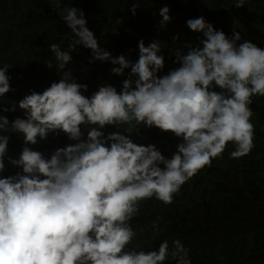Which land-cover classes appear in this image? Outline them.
<instances>
[{
	"label": "clouds",
	"instance_id": "9594fccd",
	"mask_svg": "<svg viewBox=\"0 0 264 264\" xmlns=\"http://www.w3.org/2000/svg\"><path fill=\"white\" fill-rule=\"evenodd\" d=\"M246 2L234 0V6ZM136 8L133 3L134 16ZM169 13L168 6L159 10L161 27L171 21ZM61 18L73 37L67 50L49 45L63 70L59 81L8 107L11 78L9 68L0 67V264H165L169 257L191 264L179 239L171 250L167 240L155 250L130 248L136 237L130 222L143 201L172 204L182 185L222 158L229 144L235 146L233 159L251 153L250 105L253 97H264V49L238 43L239 32L229 37L203 16L189 18L186 26L203 39L187 43V52L176 49L179 67L161 75L159 40L146 46L140 39L133 62L100 47L83 10L65 7ZM81 45L91 50L89 63L109 62L116 76L130 70L119 91L105 84L85 95L88 85L64 70ZM17 107L23 116L10 121L3 115ZM121 125L129 134L105 132ZM138 126L172 133L180 141L176 151L166 157L155 144L135 143L130 133ZM9 130L23 137L16 158L8 156ZM61 133L74 143L50 156L34 149ZM6 159L19 171L4 176ZM153 226L159 230L157 222Z\"/></svg>",
	"mask_w": 264,
	"mask_h": 264
},
{
	"label": "trees",
	"instance_id": "16d2710c",
	"mask_svg": "<svg viewBox=\"0 0 264 264\" xmlns=\"http://www.w3.org/2000/svg\"><path fill=\"white\" fill-rule=\"evenodd\" d=\"M137 5L135 16L132 4ZM83 10L87 26L94 32L100 47L113 57L121 54L135 62L138 59V41L147 46L152 40L161 42L167 74L179 67L174 63L176 49L187 52L185 45L199 44L202 34L187 26L189 18L203 16L217 30L231 37L234 30L241 41H250L264 49V0H247L242 8L234 0H0V67H8L13 89L4 98L5 106L18 102L31 91L42 92L53 81L61 79L54 54L49 45L59 44L67 50L73 34L62 20L65 7ZM168 6L171 21L161 27L159 10ZM174 36L178 39L173 40ZM73 60L65 71L72 69L78 83L87 84L91 96L99 86L112 84L119 91L127 78L111 72L109 62L89 63L91 50L82 45L72 51ZM51 61L52 68L47 66ZM253 115L255 147L239 158L230 157L235 146L229 144L222 158L212 160L191 180L182 185L174 202L165 205L152 198L141 202L139 212L130 222L136 237L130 248L150 251L158 249L167 240L170 250L179 239L189 250L191 264H264V97H253L250 105ZM10 121L23 116L4 112ZM127 125L109 127L105 132L121 131L129 134ZM131 130L135 143L155 144L166 156L176 151L180 142L172 133L138 126ZM9 135L8 156L18 157L24 146L19 133ZM74 143L61 133L33 146L46 156L58 147ZM4 176L19 169L5 160ZM157 222L158 229L153 222ZM165 264H176L171 257Z\"/></svg>",
	"mask_w": 264,
	"mask_h": 264
}]
</instances>
